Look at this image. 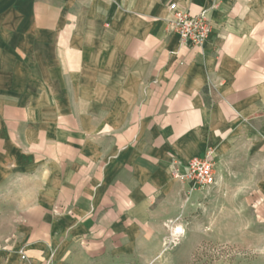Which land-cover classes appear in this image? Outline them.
<instances>
[{
  "label": "crops",
  "instance_id": "0c3cea01",
  "mask_svg": "<svg viewBox=\"0 0 264 264\" xmlns=\"http://www.w3.org/2000/svg\"><path fill=\"white\" fill-rule=\"evenodd\" d=\"M171 3L208 13L203 48ZM208 149L190 193L170 165ZM215 203L225 230L188 218ZM240 204L264 212V0H0V264H186Z\"/></svg>",
  "mask_w": 264,
  "mask_h": 264
},
{
  "label": "rangeland",
  "instance_id": "374dc122",
  "mask_svg": "<svg viewBox=\"0 0 264 264\" xmlns=\"http://www.w3.org/2000/svg\"><path fill=\"white\" fill-rule=\"evenodd\" d=\"M206 201L208 199L203 200V202ZM230 206L224 203L204 204L201 212H192L188 218L192 220L195 217L202 218L204 225L210 222V217L207 214L212 211V217L214 218L216 214L219 218V231H223L225 230L224 226L228 223L225 220V215ZM236 206L241 208L240 212L245 214L244 217L247 220L235 219L234 223L237 225L236 231L238 232L235 241L227 244L204 241L194 251L188 253L186 264H264V212L262 209L259 210V207H253V204ZM187 222L189 223L188 219ZM242 226L246 227L245 231ZM204 231H208V227H205ZM246 231H249L250 234Z\"/></svg>",
  "mask_w": 264,
  "mask_h": 264
},
{
  "label": "built area",
  "instance_id": "2783aa9c",
  "mask_svg": "<svg viewBox=\"0 0 264 264\" xmlns=\"http://www.w3.org/2000/svg\"><path fill=\"white\" fill-rule=\"evenodd\" d=\"M168 11V30L179 37L182 45L196 48L206 45L214 31V24L207 12L193 15L177 3H171ZM215 165V152L208 149L202 157H194L186 165L172 163L170 172L174 180L187 185L188 191L193 193L216 184Z\"/></svg>",
  "mask_w": 264,
  "mask_h": 264
},
{
  "label": "bare ground",
  "instance_id": "6f19581e",
  "mask_svg": "<svg viewBox=\"0 0 264 264\" xmlns=\"http://www.w3.org/2000/svg\"><path fill=\"white\" fill-rule=\"evenodd\" d=\"M180 231H181V230H180ZM180 233H182V231H181Z\"/></svg>",
  "mask_w": 264,
  "mask_h": 264
}]
</instances>
